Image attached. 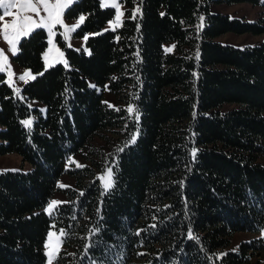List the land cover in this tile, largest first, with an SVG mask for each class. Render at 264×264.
<instances>
[{"label":"trees","instance_id":"obj_1","mask_svg":"<svg viewBox=\"0 0 264 264\" xmlns=\"http://www.w3.org/2000/svg\"><path fill=\"white\" fill-rule=\"evenodd\" d=\"M214 1L261 12L212 13ZM121 2L119 25L103 31L112 7L66 8L91 34L86 51L57 34L65 65L44 69L35 28L11 57L34 78L17 91L0 74V155L28 166L0 172V264H44L48 229L60 234L55 264H264V235L230 248L234 233L264 227V41L215 40L263 33L264 0ZM75 155L86 164L67 166ZM62 175L72 187L46 215Z\"/></svg>","mask_w":264,"mask_h":264},{"label":"rangeland","instance_id":"obj_2","mask_svg":"<svg viewBox=\"0 0 264 264\" xmlns=\"http://www.w3.org/2000/svg\"><path fill=\"white\" fill-rule=\"evenodd\" d=\"M75 0H73L74 2ZM51 3H55L56 0H50ZM72 2V3H73ZM71 3V4H72ZM100 6L101 7H112L114 9V15L113 17L108 20L104 26L102 27L101 31L106 30V29H113L114 27L118 26L119 23L117 24L116 18L118 14L120 15V21L122 19V12L125 6L122 4L121 0H115V4L118 5L117 7L113 6L111 0H99ZM71 4H68L67 7H69ZM40 8L39 14L37 15L36 13H22L21 15L27 14L31 15L33 17V20L35 23L39 24L41 22V18H46L47 17V12L43 10V7L38 5ZM65 7L62 12V20L63 24H55L52 27L51 32L47 27H34L31 28L27 35L35 28H41L44 33H45V40H46V46L44 50L42 51L41 54V59L43 63V67L48 68L51 65H54L56 63H60L62 65H65V57L63 53V48L61 44L58 42L57 34H60V40L70 48H73L75 50L82 49L83 51H86L87 48L85 46V40L86 37L91 34V33H78V27L81 23L80 17L83 16V14H79L76 17H67L65 15ZM209 9L210 12L212 13H225L228 14L230 17H237V18H243L244 20L247 21H253L255 20L261 12V8L258 5H251L247 2H239V3H233V4H225L222 2H212L209 3ZM3 9H0V15L3 14ZM13 12H16V9H12ZM13 17L5 16L3 21H0V29H2V25L5 22L10 23ZM66 26L69 28H73L69 34L68 37L66 38L64 33L66 31ZM26 35H21L18 37L16 41V48L18 41L21 37H24ZM216 41L222 42V43H230L235 46H243V45H252V44H257L261 41H264V32L261 34L257 35H251L248 33L244 34H234L230 32H226L224 34H221L217 37H215ZM0 52H2L3 56L7 57V62L6 64L0 63V74L4 75V81L10 85L12 88L15 90H19L21 85L25 83L26 81L30 79H25L21 80L20 77L23 76L26 72L30 73L31 76L33 77L34 74H32L27 68L20 67L16 63H14L11 60V57L14 56L15 53L11 51V46L7 43V41L3 38V33L0 31ZM61 53L63 55H61ZM102 96L103 100L109 105L116 107L119 105L116 102V99L106 90H102ZM27 104L30 107H37V108H42L39 103L34 102V100H28ZM29 120L31 121V118H25L23 121ZM24 126L25 125L23 123ZM95 147L100 146V142L98 140L94 139ZM86 164V162L81 159L78 155L71 156L68 161H67V166H80ZM19 168H22L23 170H26L28 168L26 163H22L19 155L16 153H6L0 155V172L6 171V170H17ZM108 172L109 170L106 169L100 176V183L103 188L105 183L108 180ZM57 187L58 190L52 194V196L48 199L47 203L43 207V211L46 215H49L52 213L54 207L63 202L65 200V197L62 193H60V188L63 187H72V179L67 177L66 175H62L58 181H57ZM52 201H57L58 203L53 207L51 211H49V205ZM51 234V235H50ZM264 235V227L257 233H250V232H236L232 235L231 241H230V248L234 249L239 241L241 240H246L251 237H256V236H263ZM60 246V234L59 232H56L52 229H48L45 241H44V256H45V261L44 264H49V254L55 250V256L51 261V264H55V257L57 255V251ZM262 261L264 262V252L262 253Z\"/></svg>","mask_w":264,"mask_h":264},{"label":"snow or ice","instance_id":"obj_3","mask_svg":"<svg viewBox=\"0 0 264 264\" xmlns=\"http://www.w3.org/2000/svg\"><path fill=\"white\" fill-rule=\"evenodd\" d=\"M73 0H56L55 3H51L50 0H0V9H3V14L0 15V21L4 20L5 16L13 17L10 23L5 22L2 25L3 38L7 41V43L11 46V51L15 53L17 51L16 48V41L19 36L27 35L28 31L34 27H47L51 32L52 27L55 24H63L62 20V12L68 4H71ZM113 6L117 7L118 5L115 4V0H111ZM38 5L43 7V10L47 12L46 18H41V22L39 24L35 23L33 17L31 15H21L22 13H36L39 14L40 8ZM12 9H16V12H13ZM139 12V8L136 9ZM120 15H117L116 22L117 24L120 23ZM84 17H80V21L83 22ZM74 30L73 28H69L66 26V31L64 33L65 37H68V34ZM61 55H63L61 53ZM7 57L3 56L2 52H0V63L6 64ZM32 79L34 77L31 76L30 73L26 72L23 76L20 77L21 80L25 79ZM17 91H19L17 89ZM131 111V109H129ZM25 125L31 124V121L26 120L23 121ZM135 137H133V140ZM111 170L108 172V180L105 183L104 187L107 191L111 186ZM57 201H52L49 205V211L53 209V207L57 204ZM95 231V230H94ZM63 235V233H61ZM51 235V234H50ZM55 256V250H53L49 254V264H51L52 259Z\"/></svg>","mask_w":264,"mask_h":264}]
</instances>
